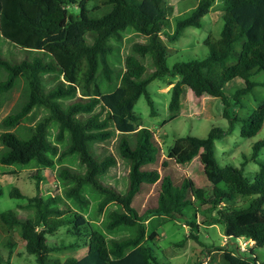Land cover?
Segmentation results:
<instances>
[{
  "label": "trees",
  "instance_id": "trees-1",
  "mask_svg": "<svg viewBox=\"0 0 264 264\" xmlns=\"http://www.w3.org/2000/svg\"><path fill=\"white\" fill-rule=\"evenodd\" d=\"M93 1L0 0V37L30 54L18 61L0 52V70L5 73V78L0 80V96L9 93L20 80L25 85L24 101L3 123L12 127L20 124L34 108L46 109L27 137L9 129L0 135L5 147L0 156L3 164L37 166L33 175L36 194L27 196V202L18 205L33 208L35 215L23 217L13 209L0 210L1 220L9 227H18L27 251L36 256L37 264H162L149 244L158 232L156 229L148 232L147 214L139 213L133 205L144 183H159L158 201L149 212L151 215L176 218L196 200L209 204L217 214L210 221L220 222L230 238L227 245L219 247L227 262L264 264L253 248L264 246V161H260L254 180L245 176L243 170L250 159H258L264 138L254 144L252 156L245 157L242 167L220 165L216 158V139L232 131L235 122L241 121L240 132L246 137L256 135L264 124V101L248 116L240 117L231 113V103L224 91L228 81L242 77L245 85L234 94L239 103L260 84L252 76L264 71V0H224L223 29L218 38L209 35L205 39L208 54L172 66L167 63L168 46L162 34L172 42L186 27H200L214 0H198L185 14L178 15L172 33L166 30L174 12V5L168 0ZM104 6L109 9L100 11ZM129 29L144 34L147 41L136 42L133 46L136 53L126 56L124 70L116 71L111 60L114 41H121ZM148 54L154 63L150 72L141 59ZM115 73L119 84L104 92L101 78L110 84ZM169 75L177 78L171 88V111L180 109L186 86L197 97L218 96L224 101V115L230 120L228 129L213 126L205 137H178L167 154V159L177 164L198 156L211 184L209 191L188 177L175 182L169 172L162 174L161 166L167 165V161L158 155L160 143L154 130L139 122L134 110L144 95L153 111L154 100L148 85ZM51 127L56 128L52 138ZM117 131L119 154L129 163L128 186L124 192L103 180V175L116 166L117 157L112 153L98 154L95 150L96 143L109 140ZM73 154L82 169L68 165L60 168L59 176L67 184L65 195L69 200V205L60 206L55 195H43L41 168H51L56 158L61 160ZM86 188L100 194V211H106L112 203L116 205L106 213V229L124 228L130 233L109 238L97 228H83L88 234L87 253L83 257L51 258L53 252L81 245L61 244L56 239L51 241L49 236L64 224L80 226L74 217L89 207ZM10 194L26 196L16 186ZM236 196L243 197L241 204L233 202ZM246 202L248 205L244 206ZM86 225L90 226L89 221ZM237 238L247 241L246 249L241 248ZM183 243L184 240L179 245ZM231 245L236 249L231 250ZM0 264H12L11 258L1 260Z\"/></svg>",
  "mask_w": 264,
  "mask_h": 264
},
{
  "label": "rangeland",
  "instance_id": "rangeland-1",
  "mask_svg": "<svg viewBox=\"0 0 264 264\" xmlns=\"http://www.w3.org/2000/svg\"><path fill=\"white\" fill-rule=\"evenodd\" d=\"M98 1L95 0L93 3H99ZM168 2L174 5V12L171 14V25L166 29L172 33L175 28V18L189 11L197 4L198 0H168ZM223 7L224 0H214L209 13L202 19V25L200 27H186L182 35L175 41H169L167 35L165 33L162 34L168 46L167 63L169 66L178 61L203 58L208 54L209 47L205 44V39L209 35L215 39L220 36L224 25ZM108 9L109 7H105L101 8L100 11ZM146 41L147 36L132 29L123 33L121 41H114L115 52L111 55V60L116 71L124 70L126 56L136 53L133 47L134 44ZM0 52L4 56L7 55L18 61L26 55H30L2 37H0ZM141 59L146 63L148 72L154 69L150 54L141 57ZM4 78L5 73L0 70V80ZM252 78L258 80L260 84L253 91L244 95L239 103L236 102L234 94L237 88L245 85L244 79L236 77L226 83L224 91L230 100V110L233 115L246 117L264 101V71L254 74ZM176 80L177 78L172 75L154 79L148 85L154 100L153 111L144 95L138 99L134 110L139 116V122L152 128L157 141L160 143L158 155L160 153L161 160L167 161V165L161 166L162 174L169 172L175 182H180L184 177H188L192 183L205 187L209 191L211 184L205 176L198 156L185 164H177L173 159H167V154L178 137L185 135L205 137L213 126H218L225 130L228 129L230 120L224 115L225 104L221 97L211 95L197 97L187 86L180 109L171 111L169 109L171 88ZM119 82L120 79L116 73L114 74L113 82L110 84L101 78L104 92L113 90ZM51 83L49 82L48 84ZM24 99L25 85L23 80H20L9 93L0 96V135L3 131L9 129L15 131L21 137H27L31 128L46 113L45 108L37 107L20 124L12 127L6 126L3 123L4 118L9 113L17 110ZM240 128L241 121L239 120L235 122L232 131L224 137L216 139V158L220 165L231 164L242 167L245 157L252 156L254 144L264 138V124L258 133L251 137L241 135ZM55 130V127H51L53 133L51 138L54 136ZM119 136L120 134L117 131L109 140L96 143L95 150L98 154L112 153L117 157L116 166H113L108 173L103 175V180L124 192L128 186L129 163L119 154L117 148ZM60 146L62 147V145ZM4 150L5 147L0 138V156ZM260 161H264V147L261 149L257 160L250 159L244 165L245 176L254 180L260 169ZM65 165L82 169L78 157L74 154L65 156L61 160L56 158V164L51 168H41L44 176L42 193L45 197L55 195L57 199L59 198L60 206L69 205V200L65 195L67 184L59 176L60 168ZM36 168L37 166L34 163L5 165L0 161L1 211L13 209L23 217L35 215L33 208L24 206L21 208L18 205L27 202V196L36 194V179L33 176ZM15 186L22 190L26 196H12L10 192ZM158 191L159 183L155 185L144 183L141 191L135 196L133 205L139 213L147 214L146 225L148 232L150 233L153 229L158 232L155 240L149 244L153 247L159 261L162 264H229L225 259L224 251L220 249L222 246L227 245L226 234L220 222L213 224L210 221L217 215L210 205L201 204L196 200L184 208L182 214H178L176 218L153 216L149 212L157 205ZM84 193L89 200V207L85 211H81L80 216L75 215L74 217L77 226H80L76 228V225L64 224L53 235L49 236L51 241L56 239L61 244L76 242L81 245L53 252L50 255L51 258L83 257L87 253L88 248V234L83 231V228H97L109 238H120L130 233V230L124 228L108 231L106 229V213L109 209L115 208L116 205L112 203L106 208V211H100L98 208L100 194L89 188H86ZM243 200V197L236 196L233 202L241 204ZM247 205L248 202L244 204V206ZM87 221H89L90 226L86 225ZM78 228L81 230H77ZM182 240H184V243L179 245ZM253 248L255 255L261 261H264V246L255 245ZM230 249L235 250V245H231ZM8 257L11 258L12 264H37L36 256L27 251L25 240L20 236L18 227H9L0 218V259L6 260ZM252 263L256 264V261H252Z\"/></svg>",
  "mask_w": 264,
  "mask_h": 264
},
{
  "label": "built area",
  "instance_id": "built-area-1",
  "mask_svg": "<svg viewBox=\"0 0 264 264\" xmlns=\"http://www.w3.org/2000/svg\"><path fill=\"white\" fill-rule=\"evenodd\" d=\"M225 240H226L227 242H229V241H230V238H229L227 235H225ZM237 241L239 242L240 246H241V244H242L241 248H242L243 250L247 248V241H243V239H241V238H237ZM227 242H226V243H227ZM245 245H246V246H245Z\"/></svg>",
  "mask_w": 264,
  "mask_h": 264
}]
</instances>
